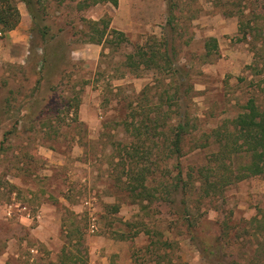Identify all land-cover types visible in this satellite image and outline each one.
I'll return each mask as SVG.
<instances>
[{"label":"rangeland","instance_id":"1","mask_svg":"<svg viewBox=\"0 0 264 264\" xmlns=\"http://www.w3.org/2000/svg\"><path fill=\"white\" fill-rule=\"evenodd\" d=\"M90 1L46 0L44 22L53 36L45 45L21 2L14 33L0 32V105L10 98L8 111L0 109V264H59L69 229L79 264H102L108 253L120 264L135 257L140 264H264V224L257 222L264 220V176L200 200L194 188L173 204L139 203L122 187L136 163L124 150L125 117L163 121L167 110L166 130L186 114L184 170L206 162L219 145L216 134L232 126L249 98L264 109V0H176L172 67L188 73L192 90L169 106L160 102L158 69L125 65L127 53L162 36L167 0ZM100 18L126 29L128 43H84L87 21ZM208 37L217 39V52L206 53ZM209 135L212 144L203 146ZM147 147L152 153L139 167L148 168L151 191L171 181L177 161H156L152 143ZM246 160L241 153L234 163ZM124 234L133 236L118 237ZM158 240L170 246L146 251Z\"/></svg>","mask_w":264,"mask_h":264},{"label":"trees","instance_id":"2","mask_svg":"<svg viewBox=\"0 0 264 264\" xmlns=\"http://www.w3.org/2000/svg\"><path fill=\"white\" fill-rule=\"evenodd\" d=\"M45 1L46 0H0V32L6 34L19 24L21 14L17 2H22L31 17L32 31L34 34L38 33L40 35L41 38L39 39H41L42 44L45 45L48 39L53 36L49 33L50 27L44 22L47 14ZM98 1L99 0H91L90 2L96 4ZM105 1L112 3L114 6H117L118 3V0ZM167 2L169 16L162 36L158 38V41H155L154 37H152L153 40L148 38L144 44L136 46L135 50L127 53L125 55V65L131 70H138L143 64H145L147 68L153 67L158 69L153 74L160 76L159 82L164 85L160 95V102L161 104L166 103V105L169 106L172 102L175 103L182 98L181 96L177 97L180 94H184L185 97H187L188 92H190L192 88L190 85H187L188 81L186 77L188 73H178V69L172 67L176 63L175 33H177V25L173 22L172 13L173 9L178 6V2L176 0H167ZM79 4H81V1ZM78 8L82 9L83 5L78 6ZM87 22L89 24V31L86 33L88 34V38L84 43H95L102 46L111 44V42L116 46L128 43L127 35L123 31L110 28V21L108 19L100 18L98 20H88ZM149 39L152 42L149 41ZM188 40H190V38L185 40L184 43L187 44ZM60 44L64 47L61 42ZM204 49L208 54L217 52V39L215 37H208L204 42ZM63 55L64 54L61 56ZM48 58L47 54L42 57L44 64ZM165 80H167V83ZM149 87V83H146L141 93L145 92ZM9 102V97H5L2 100L0 109L3 113L8 111ZM161 104L159 105L158 112L162 113L165 111H162ZM78 105V101H75L74 105H72L75 115H77ZM162 115L164 116L163 121L150 117L148 114L140 120H137L134 115H129L122 120L130 134V141L124 145V150L128 148L129 150L126 151V154L136 159V163L128 172L127 179L123 182L122 187L130 196L137 198L139 203L145 200H147V203H152L157 200L159 203L167 201L173 204L177 201L178 196L185 198L186 194L191 192L194 188L197 189V198L199 200L200 197L221 196L224 189L233 183L253 176H264V109H261L257 105L254 98H249L247 100L245 111L238 114L236 118L232 120V126L230 128L226 127L224 131L222 130L223 133L219 132L216 134L214 140L217 141L219 145L217 149L212 152L211 156L206 159V162L199 167H194L193 165L188 166L184 170L179 159L181 156L185 155L184 152H186L183 151L182 141L188 133V130L186 131L189 122L186 118L187 115H181L180 117L184 118L178 119L175 124L169 123L167 126L168 129L166 130L163 128V125H165L166 120L169 118L167 117V110ZM128 117H130V121H128ZM159 126L162 128L158 129ZM209 137L210 135L205 138L204 143H201L204 144L203 146L212 144ZM149 143H152L155 148V154H153L156 161L170 158H174L177 161V171L174 175H171V181L159 182L157 188L154 190L151 189V191L147 190L148 168L143 166L139 167V165L143 164L152 153V151L150 152V148L147 147ZM241 153L242 156H246L247 160L244 163L235 165V155ZM157 156L160 157L157 158ZM158 166L159 163L155 162L154 168ZM196 183H198V187H194ZM9 185L11 189L15 188L12 184ZM186 210L187 209H185V211ZM257 222L264 224V220H259ZM187 225L189 226L191 223L188 222ZM67 233L70 234L69 241L71 242L73 238L70 229L67 230ZM132 236L133 235L127 234L118 235L120 239H128L132 238ZM69 241L64 242L60 251L59 264H79V262H84V260L78 261L77 252L73 251H77V249L74 247L75 249L72 250V247L69 246ZM158 243L165 248L170 246L169 241L158 240L150 241L144 248H146V251L151 252L150 247L156 248ZM133 256L135 257V254ZM137 260L139 259L135 257L133 263L140 264ZM157 263L158 261L154 264ZM110 264H114L113 259ZM251 264L258 263L252 262Z\"/></svg>","mask_w":264,"mask_h":264},{"label":"crops","instance_id":"3","mask_svg":"<svg viewBox=\"0 0 264 264\" xmlns=\"http://www.w3.org/2000/svg\"><path fill=\"white\" fill-rule=\"evenodd\" d=\"M22 3V2H21ZM18 6V9H19V11H20V14H21V18H23V12H22V9H21V7H20V5H17ZM19 25V24H18ZM15 29V28H14ZM14 29L13 30H11V31H9L8 32V34L10 33V34H13L14 33ZM122 30H124L123 32H126V29H122ZM40 219H41V222H43V220H44V215H42V216H40ZM111 253H108L107 254V256L104 258V261H103V263L102 264H110L111 263V260H112V258H111V256L112 255H110ZM91 262H94V260H91ZM133 263V262H132ZM131 263V264H132ZM88 264H91V263H88ZM114 264H120L118 261H114ZM134 264V263H133Z\"/></svg>","mask_w":264,"mask_h":264},{"label":"built area","instance_id":"4","mask_svg":"<svg viewBox=\"0 0 264 264\" xmlns=\"http://www.w3.org/2000/svg\"><path fill=\"white\" fill-rule=\"evenodd\" d=\"M36 218L39 219V218H40V215L37 214V215H36ZM91 226L93 227L94 225H91Z\"/></svg>","mask_w":264,"mask_h":264}]
</instances>
